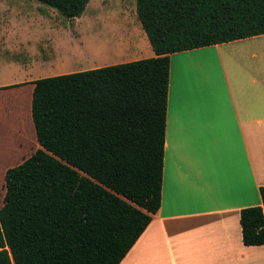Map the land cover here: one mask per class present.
I'll use <instances>...</instances> for the list:
<instances>
[{
	"label": "trees",
	"instance_id": "16d2710c",
	"mask_svg": "<svg viewBox=\"0 0 264 264\" xmlns=\"http://www.w3.org/2000/svg\"><path fill=\"white\" fill-rule=\"evenodd\" d=\"M39 1L74 19L90 0ZM136 12L155 56L42 77L0 101V144L18 141L0 152L12 165L0 264H119L162 203L171 54L264 33V0H136ZM261 195L241 211L246 245L264 244Z\"/></svg>",
	"mask_w": 264,
	"mask_h": 264
},
{
	"label": "crops",
	"instance_id": "0c3cea01",
	"mask_svg": "<svg viewBox=\"0 0 264 264\" xmlns=\"http://www.w3.org/2000/svg\"><path fill=\"white\" fill-rule=\"evenodd\" d=\"M133 24L113 38V61L94 68L155 56ZM20 44V31L1 27L0 61ZM170 57L162 203L119 264H264V244L246 245L240 220L242 209L263 205L264 33ZM64 58L25 65L33 73L23 79L0 76V101L71 72Z\"/></svg>",
	"mask_w": 264,
	"mask_h": 264
},
{
	"label": "rangeland",
	"instance_id": "374dc122",
	"mask_svg": "<svg viewBox=\"0 0 264 264\" xmlns=\"http://www.w3.org/2000/svg\"><path fill=\"white\" fill-rule=\"evenodd\" d=\"M0 4V28L21 32L20 50L2 54L0 76L19 72L23 79L33 73V70H26L25 65L33 68L40 60L57 56L68 59L71 72L91 69L113 61L111 54L117 52L111 48L118 40L113 38L119 37L126 24L134 26L136 23L143 30L136 12V0H90L82 15L74 19L39 0H0ZM237 45L241 43L233 42L228 47L237 48ZM27 101L28 98L22 103L25 111ZM24 113L23 118L28 123L29 113ZM30 126L33 131L31 119ZM17 143L0 144V152ZM7 161L0 159V205L6 193L2 171L12 166L4 164Z\"/></svg>",
	"mask_w": 264,
	"mask_h": 264
}]
</instances>
